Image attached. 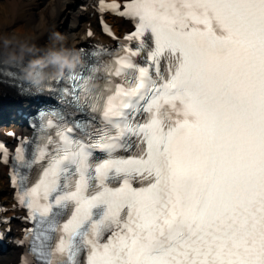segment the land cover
Masks as SVG:
<instances>
[{"label": "snow or ice", "instance_id": "1", "mask_svg": "<svg viewBox=\"0 0 264 264\" xmlns=\"http://www.w3.org/2000/svg\"><path fill=\"white\" fill-rule=\"evenodd\" d=\"M118 14L134 25L110 73L122 82L87 97L99 115L81 123L66 118L83 111V78L74 80L46 117L56 137L20 158L23 169L39 166L34 184L17 173L35 221L29 255L264 264V0H127ZM133 137L137 154L116 156Z\"/></svg>", "mask_w": 264, "mask_h": 264}, {"label": "bare ground", "instance_id": "2", "mask_svg": "<svg viewBox=\"0 0 264 264\" xmlns=\"http://www.w3.org/2000/svg\"><path fill=\"white\" fill-rule=\"evenodd\" d=\"M0 9V37L13 38L19 42H29L33 43L40 49L42 52L48 50L49 48H71L77 52V56L74 57H84L90 62L95 64V55L92 52L85 51L78 52V49L81 44L91 43L96 40H105L101 32L99 31L96 20L101 14H98L97 9L91 6L84 7V3L78 2V0H73L69 10V24L72 25L71 28H66L65 30L58 33L57 35L50 34V27L55 24L57 19L62 14H67V2L70 0H4ZM127 0H118V2H124ZM81 3V4H80ZM95 7V6H94ZM64 12V13H63ZM62 13V14H61ZM116 17H111L114 19ZM119 24L122 27L121 33L126 32L127 27L131 29L132 25H129L127 18H118ZM91 33V35H89ZM58 38V39H57ZM2 44V42H0ZM97 46V45H93ZM6 49L0 47V52L6 53ZM3 57L2 55H0ZM78 60V59H77ZM79 63V61H77ZM89 63V62H87ZM17 65H9L8 68L12 70L13 67ZM21 66V65H20ZM22 68V66H21ZM92 75L97 78L99 75L93 73ZM54 76V74H50ZM101 80V78H100ZM50 84V82H48ZM55 83V82H54ZM25 102H27L25 100ZM10 107H1L0 109V120H9L8 124H13L12 112L9 109ZM16 123V122H15ZM6 124V123H5ZM4 127L0 124V138L4 139L6 136V131ZM14 131V134L23 133L25 131L23 126H18L16 129H11ZM4 132V133H3ZM12 139L10 142V147H14L15 141L17 138L9 137ZM8 138V139H9ZM10 148V149H11ZM7 157H4L0 154V178L2 177L5 182H7ZM34 177L38 176L37 172L33 173ZM4 186V185H3ZM13 187L11 185H5L0 188V194L3 193L7 197H10L9 201H5V205L13 204L11 201L13 195ZM6 199V198H5ZM7 216L9 214H17L16 209H10L8 206ZM11 222L15 224H10L8 228L10 232V239L6 237L5 240L8 246V255L7 258H2L0 264H20V258L25 249L24 244H17V240L21 236V225L17 219H12ZM7 253V252H6ZM4 259V261H3ZM3 261V263H2ZM28 263L33 264L28 261Z\"/></svg>", "mask_w": 264, "mask_h": 264}, {"label": "clouds", "instance_id": "3", "mask_svg": "<svg viewBox=\"0 0 264 264\" xmlns=\"http://www.w3.org/2000/svg\"><path fill=\"white\" fill-rule=\"evenodd\" d=\"M0 42V47L7 50L6 53L0 52L4 62L21 65L25 78L35 85L42 84L50 74L62 75L66 68L74 66V53L63 47L42 52L33 43L19 42L13 38L0 37ZM91 87L94 85L87 86L86 91Z\"/></svg>", "mask_w": 264, "mask_h": 264}, {"label": "rangeland", "instance_id": "4", "mask_svg": "<svg viewBox=\"0 0 264 264\" xmlns=\"http://www.w3.org/2000/svg\"><path fill=\"white\" fill-rule=\"evenodd\" d=\"M82 2V4L84 5V7H86V6H91V7H93V8H95L93 5H90V4H88V0H78V2ZM72 2H73V0H70V1H68L67 2V4H66V6H67V14H62L58 19H57V21L55 22V24L54 25H52L51 27H50V34L51 35H57L58 33H60V32H62V31H64L65 30V27L68 29V28H71L72 27V25L71 24H69V12L71 11V10H69V8H70V6H71V4H72ZM3 4H5V1L4 0H0V9L2 8V6H3ZM81 4V3H80ZM87 4V5H86ZM64 13V12H63ZM112 21H114L115 23V25H116V27H115V29L117 30V31H119V30H122V27H121V25L119 24V20H118V18H114V19H112ZM6 122L5 121H0V124H1V126H6V127H13L14 125L13 124H5ZM8 130V129H7ZM4 133V132H3ZM6 179V178H5ZM7 185L9 184V182L7 181V183H6ZM5 181L2 179V177L0 178V188L1 187H4L5 185ZM4 185V186H3ZM0 198L1 199H3V200H5V201H9L10 200V197H7L6 195H5V197L3 196V193H1L0 194ZM6 198V199H5ZM15 224V222H11V224ZM7 252V253H6ZM8 255V250H6V251H4V252H0V263H1V260H2V258H7L6 256ZM3 261H4V259H3Z\"/></svg>", "mask_w": 264, "mask_h": 264}, {"label": "water", "instance_id": "5", "mask_svg": "<svg viewBox=\"0 0 264 264\" xmlns=\"http://www.w3.org/2000/svg\"><path fill=\"white\" fill-rule=\"evenodd\" d=\"M2 58H3V57L0 56V60H2ZM2 263H3V261H2Z\"/></svg>", "mask_w": 264, "mask_h": 264}]
</instances>
